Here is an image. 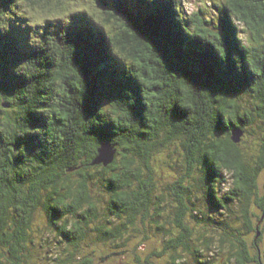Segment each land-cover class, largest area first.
<instances>
[{
  "label": "trees",
  "instance_id": "16d2710c",
  "mask_svg": "<svg viewBox=\"0 0 264 264\" xmlns=\"http://www.w3.org/2000/svg\"><path fill=\"white\" fill-rule=\"evenodd\" d=\"M210 1L0 0V264H264V0Z\"/></svg>",
  "mask_w": 264,
  "mask_h": 264
},
{
  "label": "rangeland",
  "instance_id": "374dc122",
  "mask_svg": "<svg viewBox=\"0 0 264 264\" xmlns=\"http://www.w3.org/2000/svg\"><path fill=\"white\" fill-rule=\"evenodd\" d=\"M184 1H185L186 10L188 11V13H190L193 10H197L203 4V2H206L208 4L212 3L210 0H184ZM108 153H107V151H106V153H100V156H102V157L107 156L108 157L110 155ZM165 173H167L166 170H164V174ZM201 202H203V201H201ZM199 204H200V200H199Z\"/></svg>",
  "mask_w": 264,
  "mask_h": 264
},
{
  "label": "water",
  "instance_id": "95a60500",
  "mask_svg": "<svg viewBox=\"0 0 264 264\" xmlns=\"http://www.w3.org/2000/svg\"><path fill=\"white\" fill-rule=\"evenodd\" d=\"M101 151H102V153H106V151H107V153L108 154H112V151H113V149L111 148V146L110 145H104L102 148H101ZM103 159H105L106 161H107V156L106 157H103Z\"/></svg>",
  "mask_w": 264,
  "mask_h": 264
}]
</instances>
